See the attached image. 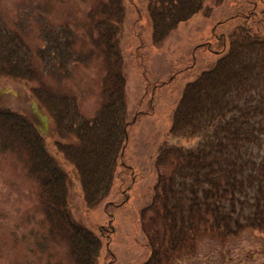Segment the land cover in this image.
Wrapping results in <instances>:
<instances>
[{"label": "trees", "instance_id": "16d2710c", "mask_svg": "<svg viewBox=\"0 0 264 264\" xmlns=\"http://www.w3.org/2000/svg\"><path fill=\"white\" fill-rule=\"evenodd\" d=\"M124 1H100L87 16L94 49L89 57L96 53L104 71L99 108L91 120L81 115L76 96L58 86L70 67L87 59L76 50L75 31L43 22V46L33 52L0 17V79L34 85L31 95L52 119L60 141L56 152L78 174L85 212L106 201L115 179L122 187L123 175L133 177L121 158L133 123L126 108L119 45ZM203 2L149 0L152 44H163L195 15H208L211 10ZM247 3L245 11L232 18L240 17L241 24L230 35H214L216 44L227 43V48L216 52L221 54L216 63L186 84L171 114L168 135L198 143L194 148H159L153 198L140 214L149 251L144 264H179L203 238L230 239L245 230H264V1ZM199 47L213 50L208 42ZM47 80L58 82L52 86ZM0 150L16 153L36 182L48 232L67 247L70 264H98L104 236L72 219L66 175L46 151L43 137L29 117L2 105ZM123 205L109 202L104 211L110 218ZM106 232L109 238L111 232Z\"/></svg>", "mask_w": 264, "mask_h": 264}, {"label": "rangeland", "instance_id": "374dc122", "mask_svg": "<svg viewBox=\"0 0 264 264\" xmlns=\"http://www.w3.org/2000/svg\"><path fill=\"white\" fill-rule=\"evenodd\" d=\"M100 1L106 0H0V17L24 38L33 52L43 46V22L54 27L68 25L75 31L76 50L87 59L70 67L69 75L58 86L76 96L79 111L87 120L93 119L99 108L104 75L100 57L96 53L89 57L94 49L86 30L88 13ZM124 4L126 15L119 45L124 59L128 119L134 122L127 128L123 162L131 167L133 177L123 175L126 182L122 187L120 180L115 179L109 197L98 207L85 212L78 174L56 152L55 143L60 141L52 119L31 95L34 85L0 79V105L33 121L45 141L46 151L65 173L72 219L96 236H104L98 264H111L113 260L112 264L147 261L148 242L140 214L153 198L157 180L154 162L159 148L164 144L194 148L198 143V139L168 135L171 114L186 84L216 63L221 55L216 52L227 48V43L225 47L217 45L214 35H230L241 24L240 17L232 18L245 11L248 3L204 0V8L210 13H199L180 24L160 46L152 44L149 0H125ZM260 8L257 5V11ZM207 42L213 44L212 52L199 47ZM35 66L41 69L36 57ZM54 81L47 80L52 86ZM109 202L124 204L112 211L111 223L104 211ZM149 226L144 225L147 232ZM111 227L108 238L106 231L110 232ZM0 264H70L67 247L53 240L48 232L36 182L28 176L17 154L5 150H0ZM179 264H264V230H245L230 239L203 238L193 254Z\"/></svg>", "mask_w": 264, "mask_h": 264}, {"label": "water", "instance_id": "95a60500", "mask_svg": "<svg viewBox=\"0 0 264 264\" xmlns=\"http://www.w3.org/2000/svg\"><path fill=\"white\" fill-rule=\"evenodd\" d=\"M127 200V199H126Z\"/></svg>", "mask_w": 264, "mask_h": 264}]
</instances>
